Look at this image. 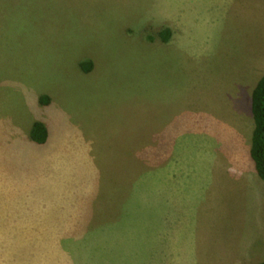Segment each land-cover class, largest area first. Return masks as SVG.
<instances>
[{
    "label": "rangeland",
    "instance_id": "374dc122",
    "mask_svg": "<svg viewBox=\"0 0 264 264\" xmlns=\"http://www.w3.org/2000/svg\"><path fill=\"white\" fill-rule=\"evenodd\" d=\"M251 1L0 0V264L264 260Z\"/></svg>",
    "mask_w": 264,
    "mask_h": 264
},
{
    "label": "crops",
    "instance_id": "0c3cea01",
    "mask_svg": "<svg viewBox=\"0 0 264 264\" xmlns=\"http://www.w3.org/2000/svg\"><path fill=\"white\" fill-rule=\"evenodd\" d=\"M234 4H235L234 7L231 6L230 8V11L231 10L234 11V13H232L230 16V32L232 33V36L234 38L236 37L235 34L237 33V29L241 26L242 31L244 33V37L246 38L247 41L251 43L260 42L261 53H257V55H254L255 50L254 52L250 51L247 54L248 56H244L243 61L239 64L240 68H238V69H241L243 74L249 76V82L253 80V82L256 83L255 84V87H256L260 79L264 76V0H252L249 3H246L245 7H243L241 4L238 5L237 2ZM238 16L240 17V20H238ZM245 19L249 23L245 22ZM243 22H245L247 26L250 25V28L245 30V28L243 27V24H244ZM254 32H257V35H254L253 34ZM250 150L251 148L249 149V151L248 150L245 151V155L243 157V165L241 166L242 168L240 170V173L246 180H255L252 175L253 173L252 163L250 162V159L248 158V154H250ZM170 175L171 174L167 173L165 180L163 179L164 185L168 183V179L170 178ZM156 184L157 182L154 180V186H153L150 180V188L148 191L149 192L148 196H152L153 190L157 191ZM158 192H156L157 193L156 195L160 197L162 196L165 197V195L167 194V193H164L166 191H164L163 193H159V194ZM260 249H262L264 252V247H259V248L251 247L250 248L251 251L249 250L250 252L248 253V255L246 254V257H248V259H252L254 256L256 257V255L254 254H258ZM252 250H258V252H253ZM249 261H252V260H249ZM263 261L261 260L260 262H263Z\"/></svg>",
    "mask_w": 264,
    "mask_h": 264
},
{
    "label": "trees",
    "instance_id": "16d2710c",
    "mask_svg": "<svg viewBox=\"0 0 264 264\" xmlns=\"http://www.w3.org/2000/svg\"><path fill=\"white\" fill-rule=\"evenodd\" d=\"M164 42L169 41L171 31L165 29L160 33ZM85 72H90L93 68L92 62L83 63ZM42 100L47 102L48 99L43 97ZM251 113L254 120V129L251 140L250 156L254 162L255 170L261 180L264 181V76L260 79L253 90L251 100ZM31 138L38 145H45L48 140V130L42 123H35L31 129ZM258 264H264L260 262Z\"/></svg>",
    "mask_w": 264,
    "mask_h": 264
}]
</instances>
